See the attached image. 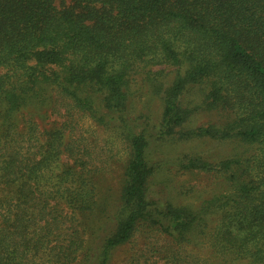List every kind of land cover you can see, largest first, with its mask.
I'll return each mask as SVG.
<instances>
[{"label": "trees", "instance_id": "16d2710c", "mask_svg": "<svg viewBox=\"0 0 264 264\" xmlns=\"http://www.w3.org/2000/svg\"><path fill=\"white\" fill-rule=\"evenodd\" d=\"M145 90L158 122L136 113ZM30 107L63 122L41 131ZM202 111L217 118L194 124ZM82 116L127 144L114 213L98 207L95 157L74 135ZM205 139L253 152H185L178 168L222 189L198 208L156 199L154 157ZM97 213L79 264H109L141 228L172 240L165 264H214L186 252L203 244L217 264H264V0H0V264L75 263L78 216Z\"/></svg>", "mask_w": 264, "mask_h": 264}, {"label": "rangeland", "instance_id": "374dc122", "mask_svg": "<svg viewBox=\"0 0 264 264\" xmlns=\"http://www.w3.org/2000/svg\"><path fill=\"white\" fill-rule=\"evenodd\" d=\"M60 5L68 4L70 0H57ZM142 100H138L136 113H147L151 121L158 122L160 119V102L145 90ZM39 111V112H38ZM62 113L63 109H60ZM24 113L34 114L38 128L48 130L62 124L63 118L60 114L54 113L49 107L34 109L28 108ZM38 113V115H37ZM76 116L75 120H77ZM217 113L198 112L193 117L196 125L204 124L211 119H216ZM78 126L74 135L85 137V142L93 157L88 165L89 169L97 170L92 177L96 189L97 204L104 212L114 213L118 203L120 190L124 180L125 166L128 160V148L118 136L113 132L104 129L94 123L89 117L82 116L78 119ZM70 136L73 134H69ZM68 137V136H67ZM250 150L248 146H240L234 140L215 141L205 139L202 141L179 142L173 146L165 148L154 158L163 168H157L154 175L152 190L156 199L169 197L176 204L198 208L204 200L209 198L214 192L222 189L221 178L217 174H208L196 170H180L175 158L185 152H199L212 160L229 157L230 155ZM62 157V161H66ZM97 207L96 211H99ZM80 235L82 238L81 249L78 260L73 264H79L87 248L92 244V236L96 231L100 220V214L79 215ZM170 240L158 232H148L141 228L133 237L131 242L116 248L111 256L109 264H165L166 255L170 247ZM186 252L195 255L200 259L209 258L211 263L217 264L218 259L213 256L207 246L194 245L188 246ZM234 264H241L236 262Z\"/></svg>", "mask_w": 264, "mask_h": 264}]
</instances>
